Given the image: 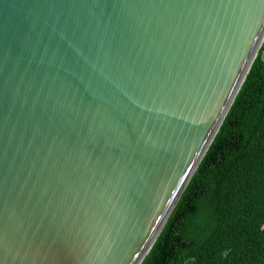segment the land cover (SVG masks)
<instances>
[{"label":"water","instance_id":"1","mask_svg":"<svg viewBox=\"0 0 264 264\" xmlns=\"http://www.w3.org/2000/svg\"><path fill=\"white\" fill-rule=\"evenodd\" d=\"M263 43L264 0H0V264H142Z\"/></svg>","mask_w":264,"mask_h":264},{"label":"trees","instance_id":"2","mask_svg":"<svg viewBox=\"0 0 264 264\" xmlns=\"http://www.w3.org/2000/svg\"><path fill=\"white\" fill-rule=\"evenodd\" d=\"M142 264H264V43Z\"/></svg>","mask_w":264,"mask_h":264},{"label":"rangeland","instance_id":"3","mask_svg":"<svg viewBox=\"0 0 264 264\" xmlns=\"http://www.w3.org/2000/svg\"><path fill=\"white\" fill-rule=\"evenodd\" d=\"M262 47V46H261Z\"/></svg>","mask_w":264,"mask_h":264}]
</instances>
